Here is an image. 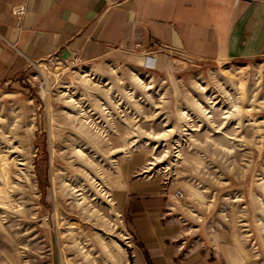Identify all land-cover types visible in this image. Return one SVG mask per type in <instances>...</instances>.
Listing matches in <instances>:
<instances>
[{
  "label": "rangeland",
  "instance_id": "obj_1",
  "mask_svg": "<svg viewBox=\"0 0 264 264\" xmlns=\"http://www.w3.org/2000/svg\"><path fill=\"white\" fill-rule=\"evenodd\" d=\"M132 53L0 84V264H127L137 188L228 209L264 264V57Z\"/></svg>",
  "mask_w": 264,
  "mask_h": 264
},
{
  "label": "crops",
  "instance_id": "obj_2",
  "mask_svg": "<svg viewBox=\"0 0 264 264\" xmlns=\"http://www.w3.org/2000/svg\"><path fill=\"white\" fill-rule=\"evenodd\" d=\"M17 4L25 8L20 24ZM134 44L196 61L264 57V0H0V84L55 57L128 65L140 54ZM178 189L125 192L127 264H263L228 209L175 201Z\"/></svg>",
  "mask_w": 264,
  "mask_h": 264
},
{
  "label": "built area",
  "instance_id": "obj_3",
  "mask_svg": "<svg viewBox=\"0 0 264 264\" xmlns=\"http://www.w3.org/2000/svg\"><path fill=\"white\" fill-rule=\"evenodd\" d=\"M24 15H25V8L22 4H17L16 6L13 7V16L17 21V23L20 24L22 22ZM133 49L139 51L140 54H142L143 56H149L150 54L155 53V52H149V53L144 52L143 50H141L142 48L140 44H134ZM172 198L175 199V201H182L185 199V195L180 190H174L172 192Z\"/></svg>",
  "mask_w": 264,
  "mask_h": 264
},
{
  "label": "trees",
  "instance_id": "obj_4",
  "mask_svg": "<svg viewBox=\"0 0 264 264\" xmlns=\"http://www.w3.org/2000/svg\"><path fill=\"white\" fill-rule=\"evenodd\" d=\"M41 187H44V186L42 185ZM125 223H126L127 227L130 226V222H129L127 217H125Z\"/></svg>",
  "mask_w": 264,
  "mask_h": 264
},
{
  "label": "bare ground",
  "instance_id": "obj_5",
  "mask_svg": "<svg viewBox=\"0 0 264 264\" xmlns=\"http://www.w3.org/2000/svg\"><path fill=\"white\" fill-rule=\"evenodd\" d=\"M5 126V125H4ZM7 130V129H6Z\"/></svg>",
  "mask_w": 264,
  "mask_h": 264
}]
</instances>
